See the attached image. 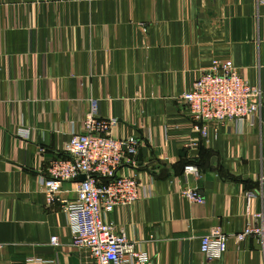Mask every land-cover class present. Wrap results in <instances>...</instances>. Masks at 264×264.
Listing matches in <instances>:
<instances>
[{"label":"crops","instance_id":"0c3cea01","mask_svg":"<svg viewBox=\"0 0 264 264\" xmlns=\"http://www.w3.org/2000/svg\"><path fill=\"white\" fill-rule=\"evenodd\" d=\"M213 59H230L260 87V114L242 130L224 122L186 152L181 95ZM91 101L98 118L117 119L111 137L139 141L134 172L151 196L115 207L106 222L149 264H264L254 237H231L246 222L242 194L255 195L251 210L264 204V1L0 0V264H94L72 244L64 207L76 199L74 183L63 182L48 205L37 182L67 156L70 125L81 131ZM21 128L32 130L28 139ZM187 163L197 176L184 174ZM216 227L229 236L226 249L207 259L200 236Z\"/></svg>","mask_w":264,"mask_h":264},{"label":"built area","instance_id":"2783aa9c","mask_svg":"<svg viewBox=\"0 0 264 264\" xmlns=\"http://www.w3.org/2000/svg\"><path fill=\"white\" fill-rule=\"evenodd\" d=\"M261 95L260 87L247 82L230 59H213L181 95L188 106L192 133L184 150L189 152L201 142L209 143L218 126L226 121L235 122L239 130L247 124L253 125L260 114ZM95 109L91 101L81 131L70 125L69 138L64 143L67 156L49 163L46 173L37 177L38 187L50 205L57 200L63 182L74 183L76 199L64 207L72 244L86 248L94 264H149L148 255L136 247L124 229L116 231L112 222H106L108 213L115 207L130 206L151 196L150 185L141 184L134 172L139 141L134 136L111 137L110 128L117 119L98 118ZM31 132L21 128L18 135L28 139ZM122 168L125 171L120 173ZM183 172L199 174L191 163L184 165ZM181 194L191 201H203L191 189H184ZM254 198L251 191L242 194L246 222L231 237L236 243L254 237L264 249V204L260 210H251ZM228 238L219 227L212 228L200 236V252L207 259H219ZM50 243L57 246L58 237L52 236ZM42 263L38 257H28L25 261V264Z\"/></svg>","mask_w":264,"mask_h":264},{"label":"water","instance_id":"95a60500","mask_svg":"<svg viewBox=\"0 0 264 264\" xmlns=\"http://www.w3.org/2000/svg\"><path fill=\"white\" fill-rule=\"evenodd\" d=\"M179 153L181 155H185V152L183 150L179 151ZM137 159L139 160V162L141 161L142 157H141V151L139 150L137 153ZM81 179H84V177L82 176Z\"/></svg>","mask_w":264,"mask_h":264}]
</instances>
